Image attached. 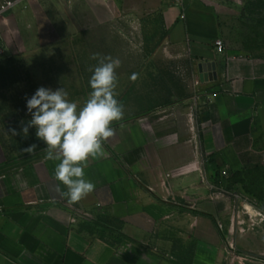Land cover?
<instances>
[{
	"label": "crops",
	"instance_id": "crops-1",
	"mask_svg": "<svg viewBox=\"0 0 264 264\" xmlns=\"http://www.w3.org/2000/svg\"><path fill=\"white\" fill-rule=\"evenodd\" d=\"M157 6L167 50L188 58L206 105L193 115L190 98L111 124L104 155L89 157L84 169L94 190L73 204L50 191L57 183L66 191L54 178L59 161L1 167L0 264H185L188 248L187 264L220 260V229L236 197L224 185L246 168L264 169V60L214 47L220 32L212 7L197 0ZM206 62L215 63L217 79L201 83L197 67ZM205 120L209 127L198 132ZM78 212L90 218L71 222ZM94 222L102 232L88 228Z\"/></svg>",
	"mask_w": 264,
	"mask_h": 264
},
{
	"label": "rangeland",
	"instance_id": "rangeland-1",
	"mask_svg": "<svg viewBox=\"0 0 264 264\" xmlns=\"http://www.w3.org/2000/svg\"><path fill=\"white\" fill-rule=\"evenodd\" d=\"M173 3L174 0H160ZM212 7L224 49L236 56L264 60V0H197ZM159 0H31L7 14L4 29L10 58L0 64V168L46 156L47 145L29 128L26 107L37 88H63L82 107L91 91L90 69L101 56L118 57L117 99L121 122L137 114L180 107L194 89V72L186 56L167 50L168 25ZM193 6L188 14L194 15ZM183 27V23L180 24ZM137 78L133 80V74ZM264 131V98L259 105ZM112 123V124H113ZM16 129L19 135H12ZM36 144L35 153L21 150ZM229 176L232 213L220 229L222 255L217 264H264V169L246 168ZM236 182V183H233ZM254 210L255 214L248 211ZM190 249L182 253L183 263Z\"/></svg>",
	"mask_w": 264,
	"mask_h": 264
},
{
	"label": "clouds",
	"instance_id": "clouds-1",
	"mask_svg": "<svg viewBox=\"0 0 264 264\" xmlns=\"http://www.w3.org/2000/svg\"><path fill=\"white\" fill-rule=\"evenodd\" d=\"M92 59L98 63L90 69L91 91L82 107L78 102L70 101L63 88L52 90L41 86L26 99L31 119L21 129L23 136L27 137L29 128L35 127L36 137L47 145L43 150L45 159L59 161L54 178L65 186L66 191L59 183L52 185L50 191L66 198L69 204L79 202L94 190V184L85 179L86 162L89 157L104 155L102 142L112 137L115 131L110 125L124 115L123 103L116 98V70L121 66V60L98 53H94ZM131 78L135 80L137 74ZM10 131L14 136L20 134L16 129ZM36 148V144H31L21 151L33 154Z\"/></svg>",
	"mask_w": 264,
	"mask_h": 264
},
{
	"label": "built area",
	"instance_id": "built-area-1",
	"mask_svg": "<svg viewBox=\"0 0 264 264\" xmlns=\"http://www.w3.org/2000/svg\"><path fill=\"white\" fill-rule=\"evenodd\" d=\"M27 1H31V0H0V64L10 58L9 51H8L7 46H6V38H5V33H4V29H6L8 26V19L9 18H8L7 14L16 5H18L22 2H27ZM214 47L216 49H218L219 51L224 50L223 44L220 40L215 41ZM198 85H199V83L196 80L194 83L193 94L191 97V111H192L193 115L197 114L199 112V109L202 106L206 105V102H203L200 99V94H199V91L197 90ZM209 125H210L209 121H206V120L202 121L197 125L196 130L198 132H202L206 128H208ZM190 168H194V166H192ZM226 175H227L226 172H222L223 177H225ZM171 177H172L171 174H165L164 175L165 179H169ZM165 189H166V192L168 193V197H170L171 196L170 195L171 189H170L168 182H165ZM168 197L164 198V200L167 201ZM76 215L77 216L72 217L71 222L74 223L78 217L87 218V219L90 218L87 214L80 213V212H78Z\"/></svg>",
	"mask_w": 264,
	"mask_h": 264
},
{
	"label": "water",
	"instance_id": "water-1",
	"mask_svg": "<svg viewBox=\"0 0 264 264\" xmlns=\"http://www.w3.org/2000/svg\"><path fill=\"white\" fill-rule=\"evenodd\" d=\"M197 70L201 83L217 79L215 63H202L198 65Z\"/></svg>",
	"mask_w": 264,
	"mask_h": 264
},
{
	"label": "trees",
	"instance_id": "trees-1",
	"mask_svg": "<svg viewBox=\"0 0 264 264\" xmlns=\"http://www.w3.org/2000/svg\"><path fill=\"white\" fill-rule=\"evenodd\" d=\"M256 168H259V167H256ZM246 170H248V169H244V170H242V171H240V172H237V173H234L233 175H232V177L233 176H237V175H241V174H243L244 172H246ZM233 183H236V182H233ZM91 231H93V229H94V231H96V232H102V225H100L99 223H93V225H91V226H89L88 227Z\"/></svg>",
	"mask_w": 264,
	"mask_h": 264
},
{
	"label": "bare ground",
	"instance_id": "bare-ground-1",
	"mask_svg": "<svg viewBox=\"0 0 264 264\" xmlns=\"http://www.w3.org/2000/svg\"><path fill=\"white\" fill-rule=\"evenodd\" d=\"M248 212H249L251 215L256 213V211H254V210H250V209H249Z\"/></svg>",
	"mask_w": 264,
	"mask_h": 264
}]
</instances>
